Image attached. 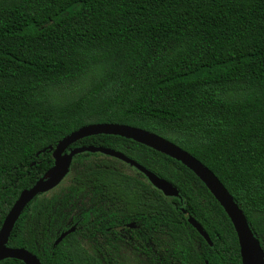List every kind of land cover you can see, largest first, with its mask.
I'll use <instances>...</instances> for the list:
<instances>
[{"label": "trees", "instance_id": "trees-1", "mask_svg": "<svg viewBox=\"0 0 264 264\" xmlns=\"http://www.w3.org/2000/svg\"><path fill=\"white\" fill-rule=\"evenodd\" d=\"M91 123L142 128L192 154L228 189L264 251V0H0V228L53 166L52 152L41 151ZM76 146L121 151L180 198L138 171L85 163L103 156L86 152L75 156L65 191L24 209L9 246L43 264H102L79 228L54 245L96 204L102 219L109 211L140 224L135 246L152 257L156 244L159 264H242L231 220L182 163L113 135ZM74 208L83 214L70 221Z\"/></svg>", "mask_w": 264, "mask_h": 264}, {"label": "water", "instance_id": "water-1", "mask_svg": "<svg viewBox=\"0 0 264 264\" xmlns=\"http://www.w3.org/2000/svg\"><path fill=\"white\" fill-rule=\"evenodd\" d=\"M100 134L119 136L133 140L157 152L165 154L186 166L204 183L231 220L237 234L242 264H264V251L259 239L251 229L246 215L213 171L192 154L165 137L142 128L119 123H91L84 125L62 138L55 147L49 146L41 151L46 152L49 150L52 152L54 160L53 166L31 187L24 189L20 193L18 199L6 215L0 228V262L7 259H17L24 264H43L37 255L27 249L9 246V238L24 209L38 196L58 186L69 173L75 156L79 154L86 152L101 153L118 159L143 174L148 182H150L154 188L160 190L164 196L180 198L178 188L170 181L158 176L156 173L147 169L138 161L121 151L103 146H76L71 148L74 143L81 139ZM41 152H39L38 155ZM183 212L186 214L184 209ZM187 220L188 223L212 246L210 237L203 226L191 216H188ZM129 225L133 226L134 224L131 223ZM75 230L76 226H72L68 230L62 232L55 240L54 245H58L67 235L73 233Z\"/></svg>", "mask_w": 264, "mask_h": 264}, {"label": "flooded vegetation", "instance_id": "flooded-vegetation-1", "mask_svg": "<svg viewBox=\"0 0 264 264\" xmlns=\"http://www.w3.org/2000/svg\"><path fill=\"white\" fill-rule=\"evenodd\" d=\"M89 206L91 210L88 214L91 218L86 222L80 219V222L78 221L72 226H76V229L79 228V231L89 235V240L85 239L86 242L83 245L93 258L99 260L102 264H123V254L127 252L126 250H129L144 258L146 264H159L156 244H152V257L142 251L141 244L138 245L141 250L135 246V236L137 234L142 236L143 230L140 224L135 221L126 222L112 219L109 211L105 213L107 218L102 219L100 213L95 210L96 204ZM82 214L79 217H82ZM71 219L73 217L70 218V221ZM131 223L134 225L130 226ZM154 228L155 231L158 229L156 225ZM146 247L150 248L148 244Z\"/></svg>", "mask_w": 264, "mask_h": 264}, {"label": "rangeland", "instance_id": "rangeland-1", "mask_svg": "<svg viewBox=\"0 0 264 264\" xmlns=\"http://www.w3.org/2000/svg\"><path fill=\"white\" fill-rule=\"evenodd\" d=\"M102 155H103L102 157L100 156V157L88 158L85 163H89V162L94 163L95 162V163L101 164L103 162H107V163H110V164H115L116 166L121 168L125 173L132 174V175H138L137 174V170L135 168L131 167L130 165H128V164H126V163H124L122 161L119 162V161H117V159H115L113 157H110V156H107V155H104V154H102ZM74 161H75V158H74V160L72 162V165H71L69 173L62 180V182L58 186L53 188L52 190H49V191L41 194L40 195L41 199H46V198L49 199V198H52L55 195H59V194H61L63 191H65L70 186V184H71V182H72V180L74 178V175H75ZM146 181H148V180H146ZM82 211L83 210H81V208H74L72 211L69 212L70 213V218L80 216ZM126 251H125L126 253L123 254V256H124V258L122 259L123 264H146L145 263V259L140 257L135 252H131L129 250H126Z\"/></svg>", "mask_w": 264, "mask_h": 264}, {"label": "bare ground", "instance_id": "bare-ground-1", "mask_svg": "<svg viewBox=\"0 0 264 264\" xmlns=\"http://www.w3.org/2000/svg\"><path fill=\"white\" fill-rule=\"evenodd\" d=\"M49 176V175H48Z\"/></svg>", "mask_w": 264, "mask_h": 264}]
</instances>
